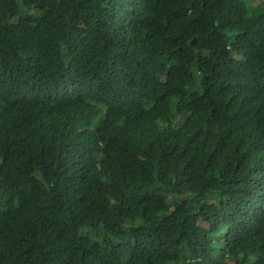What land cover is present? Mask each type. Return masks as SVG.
I'll use <instances>...</instances> for the list:
<instances>
[{"label": "trees", "instance_id": "trees-1", "mask_svg": "<svg viewBox=\"0 0 264 264\" xmlns=\"http://www.w3.org/2000/svg\"><path fill=\"white\" fill-rule=\"evenodd\" d=\"M0 264H264V0H0Z\"/></svg>", "mask_w": 264, "mask_h": 264}, {"label": "rangeland", "instance_id": "rangeland-1", "mask_svg": "<svg viewBox=\"0 0 264 264\" xmlns=\"http://www.w3.org/2000/svg\"><path fill=\"white\" fill-rule=\"evenodd\" d=\"M40 0H27V2L29 3V4H31V5H34V4H36V3H38ZM21 2H22V0H21ZM28 10V9H27ZM24 12H26V14H33V13H31V11L30 10H28V11H24Z\"/></svg>", "mask_w": 264, "mask_h": 264}]
</instances>
